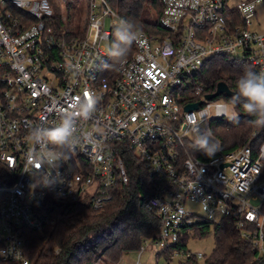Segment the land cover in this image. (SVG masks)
Returning a JSON list of instances; mask_svg holds the SVG:
<instances>
[{"label":"built area","instance_id":"built-area-1","mask_svg":"<svg viewBox=\"0 0 264 264\" xmlns=\"http://www.w3.org/2000/svg\"><path fill=\"white\" fill-rule=\"evenodd\" d=\"M73 1L0 0V164L14 176L0 184V260L30 264L25 230L55 223L57 203L102 212L129 182L127 150L152 177L161 251L197 222L234 217L260 259L264 141L222 151L211 123L228 117L214 114L227 100L208 99L197 74L215 55L264 73V0H159L166 34L134 30L132 54L110 71L106 42L125 19L110 0H84V27L68 35ZM210 140L218 150L196 155Z\"/></svg>","mask_w":264,"mask_h":264},{"label":"trees","instance_id":"trees-1","mask_svg":"<svg viewBox=\"0 0 264 264\" xmlns=\"http://www.w3.org/2000/svg\"><path fill=\"white\" fill-rule=\"evenodd\" d=\"M110 1L112 7L125 19L127 27L115 28L112 33L107 71L132 54L131 35L134 30L166 34L158 23L161 13L159 0ZM78 33L68 31L67 34ZM246 67L254 71L249 64L215 55L204 62L197 79L210 92L215 91L218 83L223 81L236 95L239 91L237 82ZM224 98L231 101L233 96L224 94ZM242 104L243 98L236 104L240 110L236 120L228 117L212 120L217 128L216 138L221 142L222 151L245 145L257 151L264 141V126L254 124L257 117L247 114ZM195 154L211 157L214 153L201 147ZM124 156L129 182L119 183L115 187L113 200L102 212L96 213L90 201L57 203L53 211L55 223L42 231L25 230L30 264H119L126 252L140 251L145 241H155L158 238L160 220L154 211L146 207L147 198L153 194L152 177L133 152L124 151ZM12 181L14 176L0 164V184ZM211 230L215 238L212 253L207 257L203 255L202 258L196 255L185 256L186 259L181 264H264V256L257 258L252 238L244 235L234 217H227L220 224L197 222L185 230L178 245L161 251L158 257L165 256L171 261L174 250L187 251L191 237L204 238ZM0 264L18 263L0 260Z\"/></svg>","mask_w":264,"mask_h":264},{"label":"rangeland","instance_id":"rangeland-1","mask_svg":"<svg viewBox=\"0 0 264 264\" xmlns=\"http://www.w3.org/2000/svg\"><path fill=\"white\" fill-rule=\"evenodd\" d=\"M259 9H260L259 10L260 18H263L264 21V6H261ZM63 14L67 15L68 17L67 22L64 23L63 25V29L65 31H69L70 33L79 32L80 30L83 29L85 24L84 22V18L86 16L85 1L74 0L72 3H67L66 9H64ZM109 21L110 20L108 19L107 21L108 24ZM126 27L127 24L123 22L117 25V28H121V29H125ZM106 46L108 49H110V42H106ZM220 97L224 98V95H220ZM229 112H235L236 116L240 114V110L236 104L229 105ZM216 129L217 128L214 125V123H211V132L214 136H217ZM207 147L211 151L218 150V145L213 140H210L208 142ZM262 208L264 209V205H262ZM187 245H188L187 252L190 253L201 252L203 255H205V257H207L212 253L215 246V238H214L213 230H211L210 233L204 238L191 237ZM140 252L139 251L126 252L121 258L119 264H136L138 261L140 262V264H181V262L186 259L183 253L180 255H174L171 261H168L165 256L158 257V254L161 252V248L158 247L154 242L149 240L144 242V244L142 245V250Z\"/></svg>","mask_w":264,"mask_h":264},{"label":"clouds","instance_id":"clouds-1","mask_svg":"<svg viewBox=\"0 0 264 264\" xmlns=\"http://www.w3.org/2000/svg\"><path fill=\"white\" fill-rule=\"evenodd\" d=\"M238 93L231 101H218L215 115H227L230 120H236L235 112H229V105L240 103L243 98V109L250 116L257 117L253 123L257 126H264V73H257L251 68H245L238 82ZM61 134L66 132V128L58 130ZM51 137L52 134L49 133ZM59 139V136L56 137Z\"/></svg>","mask_w":264,"mask_h":264},{"label":"water","instance_id":"water-1","mask_svg":"<svg viewBox=\"0 0 264 264\" xmlns=\"http://www.w3.org/2000/svg\"><path fill=\"white\" fill-rule=\"evenodd\" d=\"M224 94L232 97L235 95V92L232 91L225 82L221 81L218 83L215 92L207 94L206 97L208 99H213L217 96L224 95ZM199 104H200V102L186 105L185 109L188 111L193 110V109L197 108L199 106Z\"/></svg>","mask_w":264,"mask_h":264}]
</instances>
